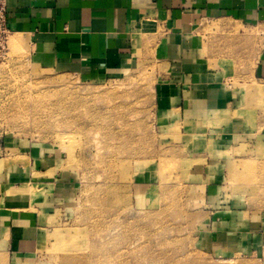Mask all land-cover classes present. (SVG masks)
Wrapping results in <instances>:
<instances>
[{"label": "crops", "instance_id": "crops-1", "mask_svg": "<svg viewBox=\"0 0 264 264\" xmlns=\"http://www.w3.org/2000/svg\"><path fill=\"white\" fill-rule=\"evenodd\" d=\"M44 66L102 82L154 65L153 120L193 162L202 249L264 259V0H6ZM263 42V44H262ZM0 146V264H57L46 230L77 175L49 146ZM147 178L135 185L143 202ZM158 181V180H157Z\"/></svg>", "mask_w": 264, "mask_h": 264}, {"label": "rangeland", "instance_id": "rangeland-1", "mask_svg": "<svg viewBox=\"0 0 264 264\" xmlns=\"http://www.w3.org/2000/svg\"><path fill=\"white\" fill-rule=\"evenodd\" d=\"M155 81L154 65L94 82L44 66L21 36L0 45V146L52 147L77 175L43 255L57 264H264L200 247L202 195L186 182L194 158L175 155L156 129ZM149 171L155 182L141 202L135 185ZM67 233L77 248H61Z\"/></svg>", "mask_w": 264, "mask_h": 264}, {"label": "built area", "instance_id": "built-area-1", "mask_svg": "<svg viewBox=\"0 0 264 264\" xmlns=\"http://www.w3.org/2000/svg\"><path fill=\"white\" fill-rule=\"evenodd\" d=\"M6 11V0H0V45L3 47L5 45V40L7 39L10 33L9 28L7 26Z\"/></svg>", "mask_w": 264, "mask_h": 264}, {"label": "bare ground", "instance_id": "bare-ground-1", "mask_svg": "<svg viewBox=\"0 0 264 264\" xmlns=\"http://www.w3.org/2000/svg\"><path fill=\"white\" fill-rule=\"evenodd\" d=\"M61 246V248H63V249H70V248H77L78 247V241H77V239H75L74 237H73V235L71 236V234L70 235H68V233L63 237V240H62V244L60 245ZM71 252H73V251H71ZM69 253V252H68ZM67 260V259H66ZM73 260V259H72Z\"/></svg>", "mask_w": 264, "mask_h": 264}]
</instances>
